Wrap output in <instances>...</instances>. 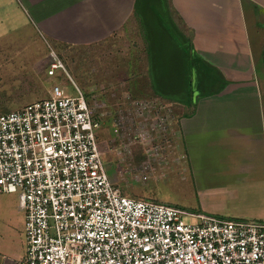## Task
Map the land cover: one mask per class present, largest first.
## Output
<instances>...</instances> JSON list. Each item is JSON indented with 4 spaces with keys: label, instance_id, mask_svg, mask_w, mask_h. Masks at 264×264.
Listing matches in <instances>:
<instances>
[{
    "label": "crops",
    "instance_id": "1",
    "mask_svg": "<svg viewBox=\"0 0 264 264\" xmlns=\"http://www.w3.org/2000/svg\"><path fill=\"white\" fill-rule=\"evenodd\" d=\"M158 5L167 25L159 23L151 32L169 35L176 46L152 55L161 48L150 44L146 21L152 18L146 15H157ZM22 21L51 45L93 47L128 33L129 66L143 71L153 99L139 103L162 104L179 114L189 165L183 179L191 180L198 197L189 205L194 207L183 208L226 219L264 220V0H0V39L19 31ZM183 38L195 65L209 68L219 82L215 94L202 97L194 71L190 77L182 73ZM41 45L33 44L27 57ZM44 58L50 60V54ZM35 66L24 77L27 93L37 95L22 104L50 96L49 79ZM24 225L20 206L5 198L0 203V264H21Z\"/></svg>",
    "mask_w": 264,
    "mask_h": 264
},
{
    "label": "built area",
    "instance_id": "2",
    "mask_svg": "<svg viewBox=\"0 0 264 264\" xmlns=\"http://www.w3.org/2000/svg\"><path fill=\"white\" fill-rule=\"evenodd\" d=\"M50 57L49 77L67 73ZM76 88L55 85L47 99L0 116V194L18 195L25 216L21 264H264V220L124 194L106 169L104 120ZM138 110L171 118L162 104Z\"/></svg>",
    "mask_w": 264,
    "mask_h": 264
},
{
    "label": "rangeland",
    "instance_id": "3",
    "mask_svg": "<svg viewBox=\"0 0 264 264\" xmlns=\"http://www.w3.org/2000/svg\"><path fill=\"white\" fill-rule=\"evenodd\" d=\"M157 9V15L152 13L156 17L146 15L147 18H152L146 19L150 44L155 49L161 48L160 51L154 50L152 55L156 52H169L168 48L176 46L171 44L173 40L169 35L157 36L151 32L159 23L167 25L161 6L158 5ZM20 24L15 29L19 31L0 39V115L20 109L23 101L37 95L33 91L27 93L25 84V74L30 72L28 68H32L35 63L41 70V75H46L49 79L46 87L51 89L58 85L66 93L77 95V86L88 94L96 116L104 120L101 148L108 175L124 194L135 199L194 207L189 205L197 202V194L195 195L191 180L183 179L185 174L188 176L189 165L183 138L178 131V111L170 108L171 118L167 123L163 122L164 117L157 115L155 110L148 115L139 112V102L153 99L148 98L150 94L147 92L143 71L141 73L138 68L129 66L128 33L118 34L111 42L83 48L51 45L41 39L40 51L35 53L38 57L34 54L32 58H28L33 44L40 43L36 37L39 34L36 30L32 33V27L24 25V21ZM158 40L165 42V45H160ZM50 48L57 53L67 69V73H60L55 78L49 77L46 71L51 59H45L44 56L50 54ZM39 60L42 61L40 65ZM166 113L162 111L161 114ZM143 133H146L145 139ZM5 195L7 194H0L2 205L5 198H11L20 206L18 195Z\"/></svg>",
    "mask_w": 264,
    "mask_h": 264
},
{
    "label": "trees",
    "instance_id": "4",
    "mask_svg": "<svg viewBox=\"0 0 264 264\" xmlns=\"http://www.w3.org/2000/svg\"><path fill=\"white\" fill-rule=\"evenodd\" d=\"M159 18L162 17L159 16ZM179 42L180 47L184 50V53L186 55V68L185 70H182V73L190 77L191 73H193L192 71H194L198 82L202 84L200 87V91H198V93H201L200 95L202 97L215 94V88L219 85V82L214 78V75L212 74L209 68H206L203 65H195L196 63L192 60L191 57V50L189 48L188 41L183 38V40L179 39ZM190 90L191 88L189 86V94L191 96L193 92Z\"/></svg>",
    "mask_w": 264,
    "mask_h": 264
}]
</instances>
